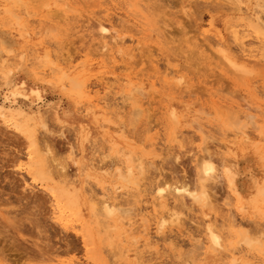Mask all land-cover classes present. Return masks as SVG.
I'll return each mask as SVG.
<instances>
[{
	"label": "rangeland",
	"instance_id": "rangeland-1",
	"mask_svg": "<svg viewBox=\"0 0 264 264\" xmlns=\"http://www.w3.org/2000/svg\"><path fill=\"white\" fill-rule=\"evenodd\" d=\"M67 1L72 10L64 20L58 12L60 0L58 4L54 0H21L25 8L15 0H0V61L8 60L4 70H11L9 78L13 80L9 91L21 92L29 98L28 102H23L17 97L16 103L4 100L7 89L2 86L1 78L0 105L35 114L41 121L44 119V126H36L38 146L37 142H32L29 128L21 118L17 116L8 123L0 118V264H69L73 261L80 264H230V251L238 258V264H264V255L241 246L234 248L239 227L249 234H255L254 230L261 227L264 238V205H258L257 209L250 202L255 187L264 186V35L251 28L247 30L242 19L245 11H259L260 5L264 9V1L148 0L147 10L135 6L136 0ZM10 7L14 14L7 11ZM260 16L264 21V12ZM98 20L111 23V33L123 40L122 46L118 43L119 47L140 45L145 53L140 50L131 58L133 61L128 56L110 60L100 51ZM230 26L233 29L237 26L239 30L233 39ZM218 40L224 41L220 48H225L226 56L237 63H241L238 55H254L246 73L240 74L223 58L215 44ZM45 56L49 64L39 67L45 62ZM66 60L71 61L73 68L69 76L62 79L66 81L63 87L62 74L52 72L49 65L61 67L59 62L64 65L68 63ZM69 77L84 85L92 84L95 95L91 91L92 96L80 97L77 91L71 92ZM128 81L135 88L141 87L142 93H139L144 98L143 103L140 102L142 111L137 115L133 105L122 101V90L126 94L131 86ZM105 85H112L106 96ZM32 90L40 92L44 100L41 105L36 103ZM90 98H94L93 104L96 98L109 99V106L101 112L87 113L85 103ZM120 105H125L122 107L125 111L116 114ZM40 109L47 111L43 113ZM231 109L232 120L237 121L236 116L240 119L236 127L225 122L230 121L227 111ZM172 110L181 117L177 130L172 129ZM249 114L253 115L252 119L246 118ZM242 123L241 130L244 129L247 138H234L233 132ZM119 127L123 130L119 131ZM173 130L176 139L171 138ZM42 144L48 145V153L39 151ZM115 146L124 152L122 158L131 154L135 163L143 161L145 171L134 175L140 183L136 188L125 186L118 179L115 168L121 164L116 162L120 153L114 151ZM71 148L75 150L72 156L68 152ZM202 156L209 157L216 167L207 184L210 207L203 208L190 197L179 198L169 192L166 202L162 203L163 209L162 204L156 209L161 211L177 205L182 227L155 235V218L150 215L154 183L168 185L176 180L192 187L198 182L197 162ZM223 163L233 166L238 195L233 193L228 177L222 172V166H226ZM56 165L65 168H56ZM41 171L45 175L42 176ZM123 171L126 172L124 167ZM59 173L68 178V188L79 195L76 207L67 205L61 195L59 186L63 182ZM102 181L109 188L123 185L112 194L117 208L127 211L133 220L145 214L139 221L148 225L152 239L143 244L145 232L135 233L139 237V262L133 251L127 259L121 258L117 244L109 245L102 231L98 233L103 217L90 214L88 198L100 192ZM60 208L64 210L61 215L56 212ZM205 221L223 235L226 247L219 253L210 247ZM232 223L235 225L231 226Z\"/></svg>",
	"mask_w": 264,
	"mask_h": 264
},
{
	"label": "bare ground",
	"instance_id": "bare-ground-1",
	"mask_svg": "<svg viewBox=\"0 0 264 264\" xmlns=\"http://www.w3.org/2000/svg\"><path fill=\"white\" fill-rule=\"evenodd\" d=\"M16 2V4H20L21 2V0H19V1H17V0H15ZM60 1H62L61 2V4H60V8H58V12H59V16L62 18V19H64L65 20V18H67V16H68V13H70V11L72 10V6L70 5V3L67 1V0H60ZM133 1V0H132ZM238 1V0H237ZM240 1V0H239ZM262 1H264V0H262ZM54 2H55V4H58V2H59V0H54ZM147 2H148V0H136L135 1V6L137 5V7H141L142 9H144L145 7H147ZM22 3H23V1H22ZM21 3V4H22ZM26 3V2H25ZM23 6H24V8H25V5L24 4H22ZM29 6V5H28ZM27 7V6H26ZM260 7H261V9L258 11V10H256L255 9V11L256 12H248V11H245L244 12V14H246L245 16H244V18H242L243 20H245V24H243L244 26H245V28L247 29V30H250L249 28H251V30H254V31H256V32H259V33H261V34H263L264 35V21L262 20V18H261V16H260V13L262 12H264V9H263V6L262 5H260ZM146 9V8H145ZM254 9V8H253ZM26 10V9H25ZM57 10V9H56ZM147 10V9H146ZM245 10V9H244ZM7 11L8 12H10L11 14H14V13H12L13 12V10H12V8L10 7V9L8 8L7 9ZM76 12V11H75ZM186 12V11H185ZM55 14H56V11L54 12ZM186 14V13H185ZM12 16V15H11ZM14 16V15H13ZM58 17V16H57ZM69 17V16H68ZM72 18V17H71ZM18 19V18H17ZM60 19V18H59ZM75 19V18H74ZM183 19H185V18H183ZM240 25V24H239ZM233 26H235V24L233 25ZM233 26H230V27H232V35L233 36H231L232 37V39H233V37L235 38V36H236V34L237 33H239V30L238 29H236L237 28V26H236V28H234L233 29ZM240 26H242V25H240ZM243 27V26H242ZM96 28H97V31H98V33L100 34V38H101V40H100V42H101V44H100V51H101V53L103 54V55H105V56H108L109 58H110V60H114V59H116V58H118L119 56H120V58L122 57V58H124V56H128L129 58H130V60H131V58H134L135 56H137V54L138 53H140V50H142L143 51V49H140V45H137V46H135L134 45V47H129V48H127V49H123L122 47H119L118 46V43H119V45L120 46H122L123 45V40L121 41V39L120 38H116V37H118V36H115L114 34H112L111 33V29H112V25H111V23L110 22H106V21H101V20H98L97 21V23H96ZM239 28V27H238ZM231 29V28H230ZM243 30V29H242ZM241 30V31H242ZM246 30V31H247ZM245 30H243V32H244ZM241 33V32H240ZM147 34H149V32L147 33ZM156 34V33H155ZM158 34V33H157ZM243 34V33H242ZM117 35V34H116ZM159 35V34H158ZM240 36V35H239ZM243 37V36H242ZM244 37H245V35H244ZM239 38V37H238ZM118 39V40H117ZM119 39H120V41H119ZM135 39V38H134ZM134 39H132V40H134ZM240 39H242L241 37H240ZM136 40V39H135ZM216 40V39H215ZM239 40V39H238ZM243 40V39H242ZM121 42V43H120ZM216 43L215 44H217V46H219V52L220 53H222L221 55H223L224 57L223 58H225V60L235 69V70H238V71H240L239 73L240 74H242V73H246L247 72V66L248 65H252L250 62H251V60H252V58H254V55H252V53H250V52H252V51H248L250 54H242L241 56H239L238 55V57L240 58V61H241V63H237V62H235L234 60H232V59H230L228 56H226V52H224V49L223 48H220V46H222L221 44H223L224 43V41H223V43H222V41L221 40H218V41H215ZM141 43V42H140ZM214 42L212 41V43L211 44H213ZM238 43V42H237ZM241 43V42H240ZM240 43H238L239 45H241ZM136 44H139V42L138 43H136ZM142 45H143V42L141 43ZM213 47V46H212ZM142 48V47H141ZM241 49V48H240ZM244 49V48H243ZM245 50V49H244ZM246 50H249V49H246ZM252 50V49H251ZM145 51H146V53H147V50L145 49ZM228 51V50H227ZM260 51V50H259ZM144 52V51H143ZM142 52V53H143ZM216 52V51H215ZM242 52H244V51H242ZM241 52V53H242ZM247 52V51H246ZM264 52V51H263ZM262 52V50H261V53H263ZM145 53V52H144ZM143 53V54H144ZM239 53V52H238ZM253 53H257L256 51L255 52H253ZM150 54V53H149ZM258 54H259V52H258ZM257 54V55H258ZM142 55V54H141ZM145 55V54H144ZM143 55V56H144ZM152 55V54H151ZM261 55V54H260ZM232 56V55H231ZM46 58H45V62H43V63H41V65H39V67L40 66H46L47 64H49V63H47V61H48V59H47V56H45ZM127 57V58H128ZM142 57V56H141ZM147 57V56H146ZM237 57V58H238ZM262 57V56H261ZM261 57H259V59L261 58ZM108 58V59H109ZM148 58V57H147ZM171 59H172V57H171ZM255 59V58H254ZM253 59V60H254ZM263 58H261V60H262ZM56 60V59H55ZM72 60V59H71ZM143 60V59H142ZM144 60H145V58H144ZM147 60H149V59H147ZM146 60V62H148ZM168 60H170V59H168ZM236 60V59H235ZM256 60H258V59H256ZM255 60V61H256ZM7 59L6 58H3V59H1V61H0V66H1V72H2V74H3V76L1 75V77H0V79L2 78L3 79V83H2V86L3 87H5L6 89H7V92L5 93V95H4V100H6V101H8L9 103H16L18 100V98L20 97V98H22L23 99V102H28L29 101V98H28V96L27 95H25V94H23V93H21V92H18V91H12V90H10L9 91V86L11 85V82L13 81V80H11L10 81V78H9V76H10V74H11V70H4L5 69V67H6V63H7ZM68 60H66L65 62H67ZM111 61V62H112ZM131 61H133V60H131ZM154 61V60H153ZM152 60H151V62H153ZM172 61V60H171ZM259 61V60H258ZM56 62V61H55ZM62 62H64V61H62ZM145 62V61H144ZM145 62V63H146ZM260 62V61H259ZM58 63V62H57ZM129 63V62H128ZM256 63H257V61H256ZM8 64H9V62H8ZM53 64V63H52ZM59 64L60 65H62V66H64V67H60L58 64L56 65H49V69L50 70H52V72L53 71H58V72H60V74H62V76L60 77V80H61V84H62V86L63 87H65L63 84L65 83V85H66V81L65 82H63V78H65V77H68L69 76V70H71L72 68H73V65H72V63H71V61L69 62L68 61V63H66V64H61L60 62H59ZM226 64V63H225ZM254 64H255V62H254ZM258 65L259 64H261V63H257ZM145 65V64H144ZM257 65V66H258ZM261 65H263V63L261 64ZM150 66V65H149ZM148 66V67H149ZM39 67H37V69L39 68ZM168 67V66H167ZM228 67V66H227ZM145 68V67H144ZM143 68V69H144ZM164 68V67H163ZM172 68V67H171ZM186 68V67H185ZM150 69V68H149ZM179 69V68H178ZM177 69V70H178ZM183 69V68H182ZM231 69V68H230ZM168 70H171L172 71V69H168ZM248 70H249V68H248ZM163 71V70H162ZM173 71H175V70H173ZM37 73H38V71H36ZM40 72L42 73V74H44L45 73V71L44 70H40ZM57 72V73H58ZM242 72V73H241ZM249 72V71H248ZM167 73V72H166ZM179 73V72H178ZM82 74V73H81ZM166 75V74H165ZM168 75V74H167ZM173 75V74H172ZM182 75V74H181ZM34 76V75H33ZM35 76H38V74L37 75H35ZM71 76V75H70ZM75 76V75H74ZM168 76H170V75H168ZM59 77V76H58ZM77 77V76H76ZM81 77V76H80ZM137 77V76H136ZM150 77V76H149ZM172 77V76H171ZM70 79H69V83H70V88H68V89H70V91L71 90H75V91H77L78 93H79V95H80V97L82 96V95H87V94H90V92L92 91V84H89V85H87V82L85 83L86 85H84V82H83V84L82 83H80L78 80H76V78H74V77H69ZM114 78V77H113ZM120 78V77H119ZM169 78V77H168ZM40 79V78H39ZM102 79V78H101ZM185 79V78H184ZM37 80V79H36ZM55 80V79H54ZM59 80V81H60ZM82 80V79H81ZM104 80V79H103ZM130 80V79H129ZM58 81V80H57ZM67 81H68V79H67ZM108 81V80H107ZM115 81H116V79H115ZM120 81H121V79H120ZM120 81H116V82H120ZM123 81V80H122ZM173 81V80H172ZM36 82V81H35ZM39 82H41V81H39ZM49 82V81H48ZM50 82H52V81H50ZM151 82V81H150ZM42 83V82H41ZM53 83V82H52ZM114 83V82H113ZM128 83H129V81H128ZM141 83V82H140ZM155 83V82H154ZM40 84V83H39ZM59 84V83H58ZM95 84H97V83H95ZM108 84V83H107ZM129 84H131V83H129ZM128 84V85H129ZM184 84V83H183ZM20 85V84H19ZM22 85V84H21ZM94 85V84H93ZM98 85V84H97ZM101 85V84H100ZM117 85H118V83H117ZM121 85V84H120ZM134 85V84H133ZM132 84H131V86H133ZM150 85V84H149ZM154 85V84H153ZM37 86V85H36ZM99 86V85H98ZM112 86V85H111ZM111 86L110 85H105V87H104V89H106L107 90V92L105 93V96L107 95V93H109V91H110V89L112 90V88H111ZM115 85L113 84V89H115V87H114ZM130 86V89L126 92V94L123 92V88L121 89L122 90V96H123V100L122 101H124V103H127V105H133L134 106V110H133V112L137 115V114H139L141 111H142V108H140V107H142L141 106V103H143L142 101H143V97L141 96V94L139 93V92H141V87L139 86V87H137V88H135L134 86L133 87H131ZM9 87V88H8ZM94 87V86H93ZM61 88V87H60ZM118 88V87H117ZM129 88V87H128ZM143 88V87H142ZM174 88V87H173ZM182 88V87H181ZM2 89V88H1ZM4 89V88H3ZM94 89V88H93ZM96 89V88H95ZM103 89V88H102ZM140 89V90H139ZM65 90V89H64ZM125 90V89H124ZM137 90H138V92H137ZM176 90V89H175ZM174 90V91H175ZM68 91V90H67ZM32 92H33V95L35 96V101H37L36 103L38 104V105H41L40 104V102L42 103V96H41V94H40V92L38 91V90H32ZM69 92V91H68ZM72 92V91H71ZM93 92V91H92ZM111 92V91H110ZM75 94H76V92H74ZM94 93V95H95V92H93ZM97 93V92H96ZM124 93V94H123ZM142 93V92H141ZM2 94V93H1ZM70 94V93H69ZM74 94V95H75ZM140 94V95H139ZM91 95V94H90ZM93 95V96H94ZM85 96H84V98H85ZM92 96V95H91ZM97 96H99V95H97ZM182 96V95H181ZM184 96V95H183ZM264 96V95H263ZM18 97V98H17ZM78 97V96H77ZM83 97V96H82ZM100 97V96H99ZM45 98V97H44ZM108 98V97H107ZM143 98V99H142ZM61 99V98H60ZM83 99V98H82ZM94 99V98H93ZM93 99H88L87 101H86V103L85 104H87V106H85V110H86V112L87 113H94V112H101V111H104L105 110V107H107V105L109 104V102H110V100H109V102H108V100H105L106 98H96L95 100H96V104H93ZM261 99V98H260ZM62 100V99H61ZM86 100V99H85ZM3 101V100H2ZM35 101H33V102H35ZM44 101V100H43ZM127 101V102H126ZM31 102V101H30ZM130 104H129V103ZM141 102V103H140ZM22 103V102H21ZM20 103V104H21ZM53 103V102H52ZM100 103H102V105H99ZM122 104H123V102H121ZM4 104V103H3ZM44 104H46L47 105V103H44ZM55 104H56V102H55ZM111 104H113V102H111ZM10 105V104H9ZM16 105V104H15ZM19 105V104H18ZM54 105V104H53ZM126 105V104H125ZM125 105H120L119 107H117L116 108V114H120V113H123L125 110L124 109H122V107L123 106H125ZM26 106V105H25ZM31 106V105H30ZM49 106V105H48ZM109 106V105H108ZM116 106H118L117 104H116ZM12 107H13V105H12ZM15 107V106H14ZM51 107H55V106H51ZM227 107V106H226ZM225 107V108H226ZM16 108V107H15ZM29 108V107H28ZM45 108V107H44ZM47 108V107H46ZM259 108V107H258ZM20 109V108H19ZM54 109V108H53ZM55 109H56V107H55ZM54 109V110H55ZM42 112H43V110L42 109H40ZM51 111H52V109H50ZM83 110V109H82ZM234 110V109H233ZM41 111H39V112H41ZM46 111H47V109H46ZM46 111H44V112H46ZM114 111V112H115ZM263 111V110H262ZM32 112V111H31ZM43 112V113H44ZM132 111H131V113H133ZM177 111H171V113H170V115H171V120H172V124H174V128H172V129H175L176 127H177V125L179 124V123H181L182 121H180V118H179V114L177 115V113H176ZM231 112H232V109H231V111L229 112V111H227V114H231ZM234 112V111H233ZM53 113H54V111H53ZM133 113V114H134ZM179 113V112H178ZM38 114V113H37ZM61 114V113H60ZM188 114H189V112H188ZM187 114V115H188ZM229 114V116L227 115V118H229V117H231L230 118V121H225L224 119V121L226 122V124H227V122H229L228 124V126H231V127H236V125L238 126V121L240 120V119H238L239 117H237L236 116V120L237 121H235L234 119L232 120V118H234V117H232V114L230 115ZM244 114V113H243ZM35 115V114H34ZM34 115H32V114H30V113H27V112H24L23 110H16V109H13V108H11V107H4V106H1L0 105V118L5 122V123H8V122H10L11 120H13V118L15 119L17 116L19 117V119L21 118L22 120H23V124H25L26 126L25 127H27V128H29V131H30V135L29 136H31V139H32V142L33 143H35V142H37V133H36V126L38 125V124H41L42 126H44V119L41 121V120H39L36 116H34ZM58 115V114H57ZM56 115V116H57ZM222 115H223V113H222ZM246 115V114H245ZM250 115H252V114H249L248 115V117H246L247 119L248 118H251L252 119V117H253V115L252 116H250ZM42 116V115H41ZM41 116H39V117H41ZM250 116V117H249ZM58 118H59V116H57ZM120 117V116H119ZM186 117V116H185ZM190 117V116H189ZM112 118V117H111ZM117 118V117H116ZM183 118H184V116H183ZM187 118H188V116H187ZM225 118V117H224ZM17 119V118H16ZM41 119V118H40ZM191 119V118H190ZM251 119H249V120H251ZM184 120V119H183ZM229 120V119H228ZM63 121H65V120H63ZM191 121H193V120H191ZM236 122V123H235ZM186 123V122H185ZM244 123V122H243ZM242 123V126L241 125H239L240 127H239V129H236L237 131H234L233 132V137L234 138H238V137H243L244 139H246L247 138V133H245V131H243V130H241V128L243 127V124ZM245 124H246V122H245ZM121 125V124H120ZM85 126V125H84ZM83 127V126H82ZM25 129V128H24ZM83 129V128H82ZM89 130V129H88ZM119 131H122L123 130V128L122 127H119V129H118ZM175 130H177V129H175ZM234 130H235V128H234ZM24 131V130H23ZM264 131V130H263ZM91 132V131H90ZM171 132V131H170ZM176 132V131H175ZM85 134V133H84ZM171 134V133H170ZM174 133V130H173V132H172V134H171V138L172 139H176L177 138V134H175ZM230 134V133H229ZM230 134V135H231ZM39 136V135H38ZM81 136V135H80ZM86 137H84V139H85ZM233 138V139H234ZM87 139V138H86ZM242 139V138H241ZM117 140V139H116ZM39 141H41V140H39ZM142 142V141H141ZM151 144H153V143H151ZM155 144V143H154ZM37 145L39 146V142H37ZM43 145V144H42ZM227 145V144H226ZM34 146V145H33ZM36 146V145H35ZM37 146V147H38ZM112 146V145H111ZM157 146V145H156ZM155 146V147H156ZM229 147L228 148H230L231 147V145H228ZM71 147V146H70ZM73 147V146H72ZM146 147V146H145ZM114 148V151L116 152V153H120V156H119V158L117 159L118 161H116L118 164H121V167H118V168H115L116 169V172H118L117 173V175H118V179L121 181V183L123 184V185H125V186H129V185H133L135 188L137 187V186H139V184H138V182H137V178H134L135 176H137V174H138V176L139 175H141L145 170H144V165H143V161L140 159L139 161H138V163H135V161H134V158H133V156L130 154V155H128L127 157H124V158H122L123 156H124V152H121V149L119 148V146L117 147V146H115V147H113ZM153 148V147H152ZM37 149V148H36ZM40 150V152H41V149H42V152H44V153H48L49 152V147H48V145L47 144H44L42 147L40 146V148H39ZM155 149V148H154ZM73 148H71V150L70 151H68L69 152V154H71V156H72V153H73ZM259 150V149H258ZM262 150V149H261ZM75 151V150H74ZM44 153H41L42 154V156L44 155ZM262 153V152H261ZM53 154V153H52ZM264 154V153H263ZM76 155V154H75ZM262 157H263V155H262ZM72 158V157H71ZM41 159V158H40ZM53 159H55L54 157H53ZM44 160V158L43 159H41V161H43ZM75 160V159H74ZM46 161V160H45ZM72 162H73V160H72ZM78 162V161H77ZM115 162V163H116ZM46 162H44V165L45 166H47L46 164H45ZM59 163V162H58ZM73 163H76L75 161L73 162ZM115 163H113V164H115ZM232 163V162H231ZM230 163V164H231ZM238 163V162H237ZM197 167H198V176H197V180H198V182H197V184H194L192 187H190V185H187V184H183V182L182 183H179L178 181H176V180H174L175 182H173V183H171V184H168V185H165L164 183H162V182H155L154 183V185H153V190H154V197L152 198V204H153V207H152V212H151V214L150 215H152L153 214V217L155 218V235H157V236H160V235H163L164 233H165V231H166V229H168V231H170V232H172L174 229H181V227H182V223H181V217H180V212L179 211H177V205H171V207H168V208H166L165 210H162L163 209V202L169 197V195H168V197L166 196L167 194H169V192H170V194L172 193V194H175V196H177V197H179V198H182L183 196H187V197H190V200L192 199V201H196L197 203H199L200 205H201V207H210V200H209V196H208V192L207 191H209V190H207L208 188H209V186L207 185L208 183H209V181H211V179L213 178V176H214V174H215V172H216V167H215V165L213 164V161L208 157V158H205V157H203L202 156V158L200 159L199 158V162H197ZM223 164H225L226 166H222V168H223V173H225V175L228 177V181H229V185H230V187H231V189L234 191L233 193H236L237 195L239 194V192H238V187H237V185H236V182H235V179H234V173L232 172V165L231 166H227L228 164L227 163H223ZM233 164V163H232ZM42 165V164H41ZM61 165V164H60ZM111 165V164H110ZM235 165V164H234ZM39 166V165H38ZM77 166V165H76ZM92 166V165H91ZM239 166V165H238ZM53 167V166H52ZM56 168H60V167H57V165L55 166ZM108 167V166H107ZM110 167H112V166H110ZM123 167L126 169V172H124L123 171ZM35 168V167H34ZM65 167L64 166H62V168H60V169H64ZM102 168V167H101ZM236 168V167H235ZM45 169H47L46 167H45ZM239 169V168H238ZM110 171H111V168H110ZM115 171V170H114ZM255 171V170H254ZM45 172H48V170L46 171L45 170ZM44 171H41V172H39L42 176L43 175H45L44 173H45ZM62 172V171H61ZM244 172V171H243ZM248 172V171H247ZM31 173V172H30ZM63 173V172H62ZM61 173V174H62ZM47 174H49V173H47ZM60 174V173H59ZM58 174V175H59ZM60 174V177H59V179L61 180V182H63L62 184V186H59V188H60V192H61V195L63 196V197H65L66 198V204L67 205H69V206H74V207H76L77 205H78V196H77V193L76 192H73V191H71L70 190V188H68V181H67V179H65L64 177H63V174L61 175ZM242 174V173H241ZM58 175H57V177H55V178H58ZM92 175V174H91ZM135 175V176H134ZM237 175V174H236ZM246 175V174H245ZM137 179V180H136ZM227 179V178H226ZM139 180H140V178H139ZM165 180V179H164ZM70 181V180H69ZM100 181V180H99ZM104 181V180H103ZM103 181H102V184H100V189H99V193L97 194V193H93V194H91L90 195V199L88 198V203L90 202L91 204H90V208H91V212L93 213H91L90 212V214L91 215H95V216H97V218L98 217H103V222L102 223H98L99 225H100V228H101V230L98 228V233H99V235L100 234H102L103 233V239H105V240H107V243L109 244V245H112L113 247H114V245L115 244H117V247H118V250H117V253L119 254V256L121 257V258H123V259H127L128 258V256L130 255V253L133 251L134 252V254H135V258H136V260H137V262H139V258H141V255L139 256V254H138V248H139V246L140 245H138V243H139V237H137L136 235H135V233H137L138 231H141V230H143L144 232H145V238H144V243L143 244H147V243H149L150 241H151V239H152V236L151 235H149V230H148V225H146V224H142V223H140V219L141 220H143V217L145 216V214H141V216H140V218H138V219H135V220H133L130 216V214L127 212V211H124V210H121V209H119V208H117V205H116V203H115V201L112 199V197H113V193L115 194V193H117L118 191H120L122 188H123V185H116V186H112V187H110L109 188V186H105V185H103ZM119 181V182H120ZM141 181V180H140ZM162 181V180H161ZM170 181V180H169ZM165 182V181H164ZM99 183V182H98ZM129 188V187H128ZM132 188V187H131ZM256 189H255V193L253 194V197H250L251 198V200L252 201H250V202H252V204H253V206L254 207H256L257 209H258V205H264V186L262 185V186H258L257 185V187H255ZM126 189V188H125ZM133 189V188H132ZM74 190V189H73ZM254 192V191H253ZM60 194V193H59ZM84 194V193H83ZM89 195V194H88ZM241 195V194H240ZM236 196V195H235ZM84 198V197H83ZM85 200V199H84ZM249 200V199H248ZM86 201V200H85ZM240 201V200H239ZM166 202V201H165ZM164 202V203H165ZM242 202V201H241ZM61 203V202H60ZM162 204V205H161ZM81 205V204H80ZM157 205H161V207H162V209H161V211L160 210H157L156 209V207H157ZM242 205H243V203H242ZM245 205V204H244ZM56 207V206H55ZM166 207V206H165ZM238 207V206H237ZM241 209H243L242 208V206H239ZM80 208V207H79ZM158 208V207H157ZM212 208V207H211ZM211 208H210V210H211ZM247 208V207H246ZM261 208V207H260ZM56 209V208H55ZM252 209V208H251ZM54 210V209H53ZM58 210V209H57ZM72 210V209H71ZM78 210V209H77ZM121 210V211H120ZM262 210V209H261ZM261 210H259V211H261ZM59 211V212H58ZM58 211H56L57 213H59L60 215L61 214H63V212H64V210H62L61 208L58 210ZM53 212H55V211H53ZM262 212V211H261ZM245 213V212H244ZM252 213V212H251ZM250 214V213H249ZM262 215H263V213H262ZM208 216V215H207ZM211 216V215H210ZM204 217H206V216H204ZM204 220H205V218H204ZM99 222H101L100 221V219L98 220ZM211 222V221H210ZM205 223L207 224V222L205 221ZM212 223V222H211ZM233 225H231V226H234L235 224L234 223H232ZM214 226V225H213ZM212 225H210V223L209 224H207L205 227H204V229H205V231H206V234H207V237H208V241H209V244H210V247H211V249L213 250V251H221L222 249H225V247H226V244L224 245V243H223V235H222V233H220V230H218V229H216V228H214ZM262 228L261 227H258V228H256V230H254L255 231V234H249L248 232H247V230L246 229H243V228H238V230L236 229V234H235V237H236V239H235V241H234V248H237L238 246H241L242 248H245V249H247L248 251H255V252H257V253H260L261 255H264V243H263V241L264 240H262V239H264L262 236H261V234L263 233L262 232ZM100 231H102V233H100ZM98 233H97V235H98ZM87 235V234H86ZM97 235H96V237H97ZM166 235V234H165ZM102 239V238H101ZM105 240H101V241H104L103 243H105L106 241ZM142 241V240H141ZM233 244V243H232ZM107 245V244H106ZM119 245V246H118ZM131 247H133L132 249H131ZM208 249V248H207ZM241 250V249H240ZM234 251H236V249H234ZM143 252V251H142ZM218 252V253H219ZM140 253V252H139ZM231 256H232V259H231V263L230 264H238L239 262H238V258H236L235 256H234V252L233 251H230V253H229ZM114 255V254H113ZM142 260V259H141ZM71 261V260H70ZM63 262V261H62ZM72 262V261H71ZM68 263H69V261H68ZM113 263H115V262H113ZM60 264V263H59ZM69 264H80V263H78V261H77V263L76 262H72V263H69ZM82 264V263H81Z\"/></svg>",
	"mask_w": 264,
	"mask_h": 264
}]
</instances>
